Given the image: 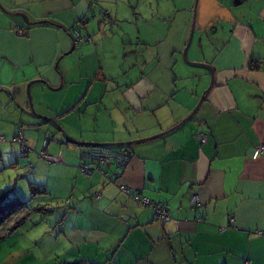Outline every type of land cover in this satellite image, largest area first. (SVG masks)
Here are the masks:
<instances>
[{"label":"crops","instance_id":"0c3cea01","mask_svg":"<svg viewBox=\"0 0 264 264\" xmlns=\"http://www.w3.org/2000/svg\"><path fill=\"white\" fill-rule=\"evenodd\" d=\"M31 1L36 24L10 22L23 36L31 29L63 30V50L59 46L55 54L63 53L59 76L50 69L39 78L36 71L22 72L23 83L32 82L28 94L35 82H43L39 92L47 98L63 92L61 113L38 103L37 111L59 120L69 116L76 131L84 115L93 116V134H71L82 142L127 143L170 131L126 146L123 167L102 164L103 170L118 171L112 182L97 171L81 172L78 145L60 141L66 143L60 148L63 167L54 168L63 174L61 186L46 183L39 193L57 201L63 191V213L32 235V245L17 248L25 254L21 259L11 263L8 256L16 241L11 250L1 248V257L8 256L3 264H264V154L252 158L253 149L264 144V0ZM102 11L107 19L99 18ZM190 33L187 57L213 69V85L193 114L210 73L191 66L202 88L181 95L178 80L186 69L179 57ZM10 34L3 40L7 51L13 48ZM78 36L89 40L76 42ZM14 58L0 55V84L20 71L17 52ZM108 59L116 61L104 64ZM78 79L72 106L65 97ZM100 83L99 96L94 90ZM88 105L94 111L86 113ZM133 194L167 205L171 220H157ZM19 236L17 231L10 238Z\"/></svg>","mask_w":264,"mask_h":264},{"label":"rangeland","instance_id":"374dc122","mask_svg":"<svg viewBox=\"0 0 264 264\" xmlns=\"http://www.w3.org/2000/svg\"><path fill=\"white\" fill-rule=\"evenodd\" d=\"M27 1L29 0H0V11H2L0 12V55L3 56L9 54L10 57L14 58V54L17 52L22 65L20 71L15 74L14 78L11 74L9 83L0 84V136L5 138L4 141L0 142V193L5 192L6 195L11 198L12 202L9 204L10 207L15 210L17 208L16 205L19 203L15 202L16 200L25 203L21 206V208H24L20 209V206H18L19 210H16L14 215H9L0 225V249L9 248L11 250V244L16 241L13 245L14 253L9 252L8 255L11 258V263H13L15 259L19 260L21 257L25 256L24 253H18V247L32 245V243L35 242V238L32 237V235H35L36 233L41 234V232H44V230L46 231L47 228L52 227L53 224L51 223H54L57 218L56 216L63 213L62 211L65 204H63V202H65L63 191L58 192V195L62 196V199H57V201L50 199L45 194L42 195L39 193L42 185L46 183L51 187L61 186L63 174L54 168L58 166L63 167V158L61 157L63 154L60 148L66 143H61L60 141H63V139H65L64 141H67V138L76 140L71 137V134L75 136L76 134L79 136L81 133L86 135L93 134V124H95V122L92 121L93 116L84 115L82 119L85 121L84 123L79 124L78 131H76L77 127L71 124L72 120L69 116L65 117V119L59 120L55 117L51 118L45 115V112L42 113L37 111L38 103L43 107L51 108V111L54 112V114L58 115L61 113L63 111V92L61 93V98H59V93L56 91V88L47 85L45 87L48 90H55L57 92L55 93L57 97H53V99L50 97L47 98L45 97L44 92L43 95H41L42 92H39L44 90L43 82H35L32 84L34 85L32 93L28 94L27 91L29 90L27 85H30L32 82L29 81V83H23L25 81L23 80L22 72L27 73L33 71L35 73L36 71L35 74L38 76L37 78H39V76H45V73L50 69L53 75L59 76L60 70H63V53L59 54L58 58L55 57V54L59 50V46L63 50V30H55V32L51 30L48 32V30L46 31L43 29H31L25 36H23L25 33L24 30H21V34H17V30L21 28L19 26L14 27L13 24L10 23L11 21H15L17 24L19 22L20 25L27 22L25 25H28L31 21L38 20L37 16L33 13H29L35 10V5L33 3H27ZM53 6L54 5L51 7L53 8ZM56 6L57 5H55V7ZM51 7H43L42 9H52ZM100 17L102 19L103 14L100 15L99 18ZM25 19H27L26 22ZM41 20H39L40 23ZM36 22L37 21L32 22L31 26H34ZM9 26H13V29ZM10 32H14L13 35L10 34ZM88 32L91 33V30H88ZM9 34L13 46L11 51L5 50L6 48L3 44V40L7 38ZM16 35H21L23 37H16ZM74 39L76 40L77 38L75 37ZM185 45L182 49L181 57H179L181 61L185 62L180 63H183L182 65H184L183 67L186 69L184 76L180 77L181 84L178 80L181 95H183V92L187 93L195 87H197V89L202 88L200 85L198 86V80H195V74L191 71L192 67L186 64L192 62L187 57V53V60L183 59L182 53ZM73 50L74 52L81 54L80 48ZM66 56L67 65L68 67H71L74 54ZM25 57H27L25 60L26 64L22 62ZM14 60L18 61L15 58ZM113 61L116 60L112 59L110 61V59H108L104 61V64H108L109 62L111 64ZM110 68H113V66ZM126 69L127 67L124 65L120 68V72H126ZM21 82L24 85H22ZM76 82V85L70 88V90H72L70 95L65 97L66 101L72 103V106L73 103H75V97H77V91H79L81 79H78ZM100 84L101 85L96 86L97 88L94 90L98 91L99 96L103 94L100 90L102 83ZM207 86L201 91L199 98H201L202 93H204ZM14 96L16 97L17 102L13 99ZM90 98L91 95H87L86 101H89ZM94 109V107L88 105L85 112L89 113L90 111H94ZM32 113L42 115L49 121L45 120L47 123H44L43 119L35 117ZM69 114H71V112H69ZM67 126L69 129L68 133L66 131ZM18 128L24 129V137L27 141V146L29 147L27 155H20L19 144L13 142L15 132ZM63 133H65L67 137L64 138ZM68 144L72 145V143L69 142ZM74 147H76L79 153V147ZM43 153L55 156L58 160L47 162L41 157V154ZM69 199H71V197ZM31 208L33 214L30 211ZM35 208H43L44 210H35ZM15 222H17L16 227L13 228L8 235V232L6 231L14 226ZM3 231L7 235H5ZM17 231H20L21 236H19L17 240H14L16 237L10 238V235ZM56 231L57 230H55V232ZM42 245L43 244H41V246ZM8 256L5 253L2 258L0 254V264H3V261L7 262Z\"/></svg>","mask_w":264,"mask_h":264},{"label":"built area","instance_id":"2783aa9c","mask_svg":"<svg viewBox=\"0 0 264 264\" xmlns=\"http://www.w3.org/2000/svg\"><path fill=\"white\" fill-rule=\"evenodd\" d=\"M22 31L19 29L17 30V34H21ZM88 37H80L78 36L76 42L81 41H88ZM205 139L204 135H201L199 140L202 143ZM4 141V138L0 136V142ZM13 142L19 144V154L20 155H27L29 151V147L27 146V141L23 135L22 129L18 128L15 132ZM80 155L82 159V163L79 165L81 172L90 175L93 171L99 172L104 178L106 182L114 181L118 176V171L114 170L113 172H108L106 170L101 169V165L104 164L105 166H114V167H123L127 161V154L119 149H112L108 147H99V146H82L79 147ZM264 154V144H259L253 149L252 158L255 159L260 155ZM41 157L46 160L47 162H54L57 161L58 158L55 156H50L46 154H41ZM88 161H92V164H89ZM104 181V184L106 182ZM120 189L126 193H130V190L126 188L124 185L120 186ZM133 199L140 205L145 207H149L152 209L154 216L157 220L167 222L170 219L169 216V208L165 204H157L147 198L140 197L138 194H133ZM9 199L8 197L4 198V202H7ZM191 202L193 208H197L200 206V202L196 196V194H191ZM174 223H177L175 221ZM8 232V231H6ZM260 234V232H258ZM245 264H250L246 262Z\"/></svg>","mask_w":264,"mask_h":264},{"label":"water","instance_id":"95a60500","mask_svg":"<svg viewBox=\"0 0 264 264\" xmlns=\"http://www.w3.org/2000/svg\"><path fill=\"white\" fill-rule=\"evenodd\" d=\"M101 14H103V18L104 19H107L108 18V14L105 12V11H102ZM190 39H191V33L189 35V38H188V41L185 45V48L183 50V59H186V51L188 49V46H189V42H190ZM187 60V59H186ZM190 66L192 67H204L206 68L209 73H210V82H209V85L208 87L206 88V90L204 91V93L202 94L198 104L196 105V107L193 109L192 111V114L197 110V108L199 107L200 103L205 99V97L207 96L208 92L210 91L212 85H213V69L210 65H206L204 63H195V62H188ZM35 117L37 118H41L43 120H48L46 119V117L42 116V115H36L34 113H32ZM186 119H183L181 122L183 123ZM49 121V120H48ZM181 124V123H180ZM172 130V129H171ZM170 131V130H169ZM169 131H165V132H162V133H159V134H156V135H153L151 137H148V138H143V139H137V140H134V141H131V142H127V143H123V142H103V143H94V142H82V141H76V140H73V139H68L67 138V142L69 143H72V144H75V145H78L79 147H82V146H99V147H109V148H115V149H119V150H122L123 152L129 154L130 151L128 150V148H126V146L130 145L131 144H135V143H139V142H142V141H147V140H152L156 137H160V136H163L165 135L167 132ZM63 137H67L65 135V133H63Z\"/></svg>","mask_w":264,"mask_h":264},{"label":"trees","instance_id":"16d2710c","mask_svg":"<svg viewBox=\"0 0 264 264\" xmlns=\"http://www.w3.org/2000/svg\"><path fill=\"white\" fill-rule=\"evenodd\" d=\"M100 15H102V14L100 13ZM20 30H23V29H20ZM5 197H8V199H9L7 202H4V198ZM10 202H12V200L9 198L8 195H6L5 192L0 193V225L7 219V217L9 215H14L15 214V211L16 210H19V207L18 206H20V209L24 208V207L21 208V206L23 204H25L22 201H18V200L15 201V202H19L16 205L17 206L16 210L10 207V204H9ZM40 209L44 210L43 208H39V209L38 208H35V210H40ZM31 210H32V208L30 209V211ZM16 224H17V222H15V225L14 226H12V227H10L8 229V234H9V232L12 231L13 228L16 227ZM56 264H91V263H87L86 261H76V262H58Z\"/></svg>","mask_w":264,"mask_h":264},{"label":"flooded vegetation","instance_id":"af4514ba","mask_svg":"<svg viewBox=\"0 0 264 264\" xmlns=\"http://www.w3.org/2000/svg\"><path fill=\"white\" fill-rule=\"evenodd\" d=\"M25 34V33H24Z\"/></svg>","mask_w":264,"mask_h":264}]
</instances>
